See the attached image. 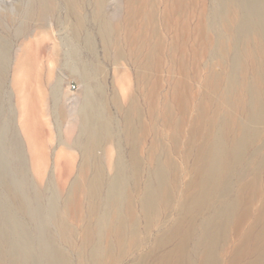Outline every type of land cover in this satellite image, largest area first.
<instances>
[{
	"label": "bare ground",
	"instance_id": "bare-ground-1",
	"mask_svg": "<svg viewBox=\"0 0 264 264\" xmlns=\"http://www.w3.org/2000/svg\"><path fill=\"white\" fill-rule=\"evenodd\" d=\"M63 1L77 19L73 27L77 35L84 25L79 11L80 0ZM94 1L103 48L107 50L110 41L116 44L113 62L117 64L125 56L118 42H112L117 27L103 11L105 0ZM56 7L53 0H37V6L30 8L27 16L45 27ZM203 17L211 109L204 115L203 131L191 127L189 148L195 146L194 139L198 135L201 143L198 140L195 159L192 160L194 173L184 184L182 196L177 194L179 177L170 170L174 164L168 157L163 159L162 152H166V148L158 141L149 151L153 170L148 173L142 192L136 195L142 172L140 138L134 126L139 116L136 100L130 99L128 107L123 110L124 134L130 145L129 158L124 157L117 145L114 172L105 183L103 168L96 163L94 151L105 140L115 139L116 134L111 120L101 110L102 91L86 90L78 115L79 124L73 121L76 117L64 123L65 132L63 137L59 135L60 144L67 149L76 146L83 155L82 165L70 186L73 190L71 194L83 190L88 200V216L95 218L96 235L87 232L86 236L85 232L84 243L78 251L82 254L87 250L85 264L114 262L111 236H115L119 246L140 244L138 218L133 205L137 199L147 227L156 223L163 208L174 213L172 225L156 237L161 248L171 244L166 253L160 255L159 264H221V252L228 257L225 264H264V0H211ZM40 33L42 38L37 36L36 41L48 39L52 43L48 42L46 47H57L56 37L48 28H43ZM30 43H33L31 39L15 61L14 79L15 85H18L20 118L25 136L34 145L35 176L40 179L45 174L41 161L43 153L36 147L42 135L41 123L31 109V93H28L26 83L30 78L41 75L34 67L36 63L40 66L42 57L39 59L30 52ZM86 43L94 47L89 35ZM9 58L0 41V105L3 102L2 78ZM100 69L101 65L96 63L94 70L98 72ZM88 74L87 71L81 72L78 78L89 79ZM57 93L53 91V95ZM65 114L62 109L57 112V128ZM9 121L8 118L3 122L0 117V157L3 161H15L8 168L0 164V264H38L40 261L42 264H71L49 228L55 224L59 240L71 244L75 231L67 220L69 205L75 201V206H78L81 201L76 202L77 195H74V200L67 192L62 201L63 207L59 208L55 192L47 197L48 204L35 202L36 199L29 193L35 185H32L23 162L21 141L16 130L8 125ZM106 133L112 136L105 138ZM174 134L173 140L177 142L180 131L177 129ZM6 169L9 171L5 172ZM89 172L91 175H88ZM101 186L107 188L105 198L100 197ZM98 199L101 210L96 212ZM123 206L127 216L121 213ZM25 215L34 219L36 224L25 220ZM126 221L129 222L131 243L125 240ZM143 259L146 258L137 259L133 264H147Z\"/></svg>",
	"mask_w": 264,
	"mask_h": 264
},
{
	"label": "rangeland",
	"instance_id": "rangeland-1",
	"mask_svg": "<svg viewBox=\"0 0 264 264\" xmlns=\"http://www.w3.org/2000/svg\"><path fill=\"white\" fill-rule=\"evenodd\" d=\"M53 1L57 6L56 10L47 19L46 26L41 27L37 20L27 16L28 10L37 6V0H0V41L10 57L2 78L3 102L0 105V117L3 122L9 118L8 125L16 130L20 138L23 162L28 169L32 185H35V188L29 189V193L36 199L35 202L48 204L47 197L56 192L57 205L60 208L63 207L62 201L68 195L67 192L71 194L73 191L70 186L78 174V168L82 165L83 155L76 146L67 149L60 144L59 135L64 136V123L66 124L68 119L76 117L73 121L79 124L81 102L86 90L92 88L102 91L101 110L103 115L111 120L113 132L116 134L114 139L111 133H106L105 138H111L105 140L99 149L94 151L96 163L104 169H102L103 183L114 172L113 164L117 157L118 146L124 157L129 158L130 145L124 134V111L128 107L129 100L134 99L139 107L140 117H137L134 126L140 138L139 156L142 159V172L136 195L142 192L147 175L153 170L149 151L154 149L153 143L158 141L166 148V152H162L163 159L166 160L168 157L174 164L170 170L179 177L177 194L178 197L182 196L184 184L186 185L194 173L192 162L199 145L198 140L201 143V138L197 134L199 137L196 136L194 139L195 148H189L191 130L201 128L199 131H203L204 115L211 109L207 86L210 72L207 64V48L206 50L204 48L206 34L203 29V14H206L211 0H105L103 11L117 27L112 42H118V47H121L125 55L117 64L113 62L116 44L110 41L107 50L103 48L99 34L97 4L95 5L94 0L79 2L84 25L77 35L73 29L77 23L75 15L69 11L63 0ZM43 28H48L53 37H56L57 47L50 48L49 45L46 47L48 42L52 43L48 39L36 41L37 36L42 38L40 32ZM88 35L92 38L93 48L86 43ZM30 39L33 41L29 44L30 52L39 59L42 57L43 60L40 59V66L36 63L34 67V70L40 72L39 75L42 76H37L38 78L34 76L26 83L28 93H31L29 95L31 109L41 123L42 135L36 147H39L43 153L44 159L41 161L45 174L40 179L35 176L36 156L34 150L32 151L34 145L25 136L20 118L18 85H15L14 79L15 61L22 55L24 46ZM52 58H54L53 62H48ZM96 63L101 65L98 72L94 70ZM86 71L89 73V79L80 80L79 73ZM54 90L58 92L56 95H53ZM60 109L66 114L63 117L64 121L62 120L57 128L59 121L57 112ZM177 129L180 135L175 142L173 137ZM49 135H52L51 139ZM14 162L3 161L0 157V164L3 167L8 168ZM17 162L19 163V160ZM7 171L9 170L6 169L5 172ZM88 175L91 173L89 172ZM1 181L2 179L0 183ZM77 192L71 195L74 200H78L76 202H81L78 206H75V201L71 203L67 214V220L75 231L71 237L72 243L67 244L59 240L58 227L55 224H51L48 228L71 264H85L87 250L82 254L78 251L84 243L83 238L87 236V232L92 236L96 235V225L95 218L88 216L90 213H88L86 193L83 190ZM106 194L107 188L101 186L100 197L105 198ZM74 195H77L76 199ZM39 198L41 200L38 202ZM99 204L98 199L96 212L101 210ZM133 205L138 218L141 242L138 246L123 247L116 244L115 236H111L114 243L112 264H133L143 257L146 258L143 260L147 264H159L160 255L165 254L171 244L161 248L156 242V237L172 225L174 213L163 208L156 223L147 227L139 199ZM121 213L127 216L124 206L121 208ZM24 219L36 224L28 215H25ZM127 221L124 226L127 227L125 240L128 243L130 234ZM220 254L222 260L220 263L225 264L228 257L222 255V252ZM42 263L38 262V264Z\"/></svg>",
	"mask_w": 264,
	"mask_h": 264
},
{
	"label": "built area",
	"instance_id": "built-area-1",
	"mask_svg": "<svg viewBox=\"0 0 264 264\" xmlns=\"http://www.w3.org/2000/svg\"><path fill=\"white\" fill-rule=\"evenodd\" d=\"M72 87H74V84H72Z\"/></svg>",
	"mask_w": 264,
	"mask_h": 264
}]
</instances>
